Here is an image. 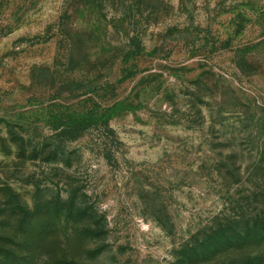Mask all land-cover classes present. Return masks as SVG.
I'll return each mask as SVG.
<instances>
[{
	"label": "rangeland",
	"instance_id": "1",
	"mask_svg": "<svg viewBox=\"0 0 264 264\" xmlns=\"http://www.w3.org/2000/svg\"><path fill=\"white\" fill-rule=\"evenodd\" d=\"M0 264H264V0H0Z\"/></svg>",
	"mask_w": 264,
	"mask_h": 264
}]
</instances>
